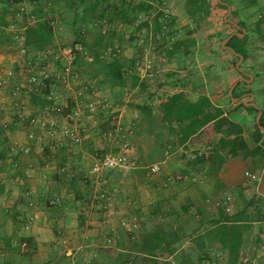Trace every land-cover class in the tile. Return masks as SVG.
<instances>
[{
	"label": "crops",
	"instance_id": "0c3cea01",
	"mask_svg": "<svg viewBox=\"0 0 264 264\" xmlns=\"http://www.w3.org/2000/svg\"><path fill=\"white\" fill-rule=\"evenodd\" d=\"M255 1L248 7L245 0H0V75L20 66L12 37L24 46V31L48 25L51 43L43 48L81 41L92 57L95 89L110 104L107 114L85 119L88 136L79 144L31 147L22 154L24 121L14 120L4 100L3 112L13 122L6 128L0 123V264H191L199 240L206 258L213 252L217 264H226V254L209 238L216 209L228 198L232 214L243 199L264 195V146L251 139L254 113L241 108L260 79L248 59L241 72L229 74L230 53L217 45L240 33L234 25L244 37L256 21L250 14L264 6V0ZM114 48L117 64L138 77L134 87L115 86L107 74ZM87 77L80 72L82 80ZM236 81L244 85L233 101L227 92ZM54 92L71 107V90L57 85ZM30 95L19 98L27 113L45 104L43 94L34 95L36 102ZM176 96L190 102L207 97L242 127L244 150L228 158L226 149H217L210 160L212 136L196 137L187 126L168 129L161 111ZM115 122L130 128L135 167L95 182L88 167L96 156L116 150L117 138L106 136ZM10 146L17 149L10 153ZM152 165L158 171L145 177ZM53 197L54 209L47 205ZM154 232L161 238L142 249V239ZM236 264H264V222L244 233Z\"/></svg>",
	"mask_w": 264,
	"mask_h": 264
},
{
	"label": "built area",
	"instance_id": "2783aa9c",
	"mask_svg": "<svg viewBox=\"0 0 264 264\" xmlns=\"http://www.w3.org/2000/svg\"><path fill=\"white\" fill-rule=\"evenodd\" d=\"M28 16L30 20H33L32 15ZM49 24L52 26L53 22ZM19 40L20 38L16 36L12 37L13 44L17 45L20 64L18 70L0 75L1 126L6 128L10 122H13L9 117L6 118L3 112L5 108L3 102L7 99L10 101L14 120L24 121L23 132L26 145L19 149L20 153H29L31 147L62 149L66 144H79L88 136L84 126L85 119L92 115L107 114L110 110L108 99L95 89L93 78L88 77L84 80L80 78L82 66L90 65L92 57L80 44L59 48L50 46L39 51H28L23 45L18 44ZM117 53V48H114L108 57L114 59ZM57 85L71 90V107L68 108L59 102L54 92V87ZM42 93L45 100L44 106L33 113H27V107L19 101L20 96L25 94L39 96ZM85 97L87 101L83 100ZM129 133V127H123L115 122L111 131L106 134L108 138H117L118 146L113 152L96 156L89 165L88 175L92 176L95 182H100L109 172L126 171L135 167L134 161L130 158ZM15 149L17 148L14 146L8 147L10 153H13ZM157 171L156 166H149L145 171V177H151ZM245 175L251 177L247 173ZM175 180L179 181L181 178L177 177ZM225 201L224 212L228 213L231 206L228 198ZM57 204L56 197L47 201V205L52 209ZM121 224L125 223L121 222ZM18 247L22 248L24 244L21 243ZM204 264H213V262L207 261Z\"/></svg>",
	"mask_w": 264,
	"mask_h": 264
},
{
	"label": "trees",
	"instance_id": "16d2710c",
	"mask_svg": "<svg viewBox=\"0 0 264 264\" xmlns=\"http://www.w3.org/2000/svg\"><path fill=\"white\" fill-rule=\"evenodd\" d=\"M245 1L248 7L256 6L255 0ZM257 14L258 17L256 21L249 28L248 32L246 31L244 37L238 38L232 36L225 44V46L231 48L234 53L239 54L242 60L248 59L252 65L258 56L257 54H259L258 52L261 53V51H264V6L258 8ZM260 26H262V28H260ZM23 36V44L28 51H39L45 45L51 43L48 25L44 26L43 30H26ZM77 41L83 45L81 41ZM230 57L236 60L231 54ZM105 68L115 86L130 88L136 85L138 77L124 71L117 64L115 59L107 62ZM261 77L260 73H256L255 78L259 79ZM241 85L244 84L240 83L234 87L231 98L238 96L236 90ZM253 94L258 101V110L261 113L259 125L264 128V84L257 88ZM30 99L36 102L39 98L30 95ZM40 100L43 101V97L40 98ZM241 108L253 112L254 116H256V109L251 107ZM161 112L162 120L166 123L168 129L172 124L178 125L180 129L187 126L192 134L197 132L196 137H198V135L204 138L212 136L214 148H211L212 151H210V155L212 154V157H209L210 160L215 158L217 149H226L228 158H234L238 150H244L245 148L244 139L242 138V127L231 122L223 115L222 110L218 107H214L205 96H200L197 100L192 102L176 96ZM251 139L255 143L259 142L262 147L264 146L263 134L258 130L254 122L252 125ZM200 159L203 161L204 157L201 156ZM260 163L261 160L257 162V164ZM252 164L255 165V163ZM216 213L215 226L211 229L209 238L212 240V243L215 244V249H220L226 254V264H236L244 233L250 230L252 223L264 222V195L257 194L248 200L243 199L240 209L232 214L224 213V206H219L216 209ZM160 238L161 236L157 232L148 236L146 235L141 241L142 249H152V246L154 244L156 245V241ZM196 245L198 256L195 262L191 264H200L202 260L206 258L205 252L203 253L201 250L202 242L199 240V242H196Z\"/></svg>",
	"mask_w": 264,
	"mask_h": 264
},
{
	"label": "rangeland",
	"instance_id": "374dc122",
	"mask_svg": "<svg viewBox=\"0 0 264 264\" xmlns=\"http://www.w3.org/2000/svg\"><path fill=\"white\" fill-rule=\"evenodd\" d=\"M250 16H253L255 19L258 17V14L256 13V11H254V12H252L251 14H250ZM242 36H243V34H242ZM241 36V37H242ZM223 40H221L219 43H218V49H221V42H222ZM12 42V41H11ZM11 45H15V44H13V42H12V44ZM223 49V48H222ZM221 51H224V49L223 50H221ZM225 52V51H224ZM259 54H257L258 56H257V58L254 60L255 62L253 63V65H252V69L254 70V72L256 71V73H260V75L262 76L261 78H259L260 79V86H262L263 84H264V51H261V53L260 52H258ZM234 57V56H233ZM234 58H236V57H234ZM236 60H237V58H236ZM236 60H234V59H232L231 57H228V73L229 74H233V72H235V66H234V64H235V62H236ZM244 61L245 60H242L241 62H240V64L241 63H244ZM240 64H239V66L238 67H240ZM91 66H92V63L90 64V65H87V66H82V71L83 72H85L86 73V75L87 76H89V78L90 77H92L93 79H94V75H92V73L90 72V68H91ZM214 66L216 67L217 66V63H214ZM250 69H251V67H250ZM81 71V72H82ZM88 78V77H87ZM226 90H227V88H226ZM226 90L223 92L224 94L226 93ZM248 93H251V91L250 90H248L247 91ZM255 92V90L254 91H252V94ZM223 94V95H224ZM229 98L226 100V103H227V107H230V105H229ZM253 100L256 102V105L258 104V101H257V99H256V97L254 96V94H253ZM99 115H101V114H99ZM251 131H252V129H251ZM196 153V152H195ZM198 153V152H197ZM231 204H232V202H231ZM211 253H213V252H211ZM210 253V255H207V257L208 258H205V259H203L202 260V262L200 263V264H204V263H206L207 261H209V262H213V264H217V262L218 261H216L217 260V256L215 255H213V254H211ZM210 257V258H209ZM216 259V260H215Z\"/></svg>",
	"mask_w": 264,
	"mask_h": 264
},
{
	"label": "water",
	"instance_id": "95a60500",
	"mask_svg": "<svg viewBox=\"0 0 264 264\" xmlns=\"http://www.w3.org/2000/svg\"><path fill=\"white\" fill-rule=\"evenodd\" d=\"M225 7H226V9H227V13H228V11L230 10V8H229L228 5H225ZM233 25H234V24H233ZM234 27H235L236 29H238V30L240 31V33H233L232 35H230V36H228L227 38H225V39L222 41V43H221V47H222L224 50H227L231 55H233L234 57L237 58V60H236V62H235V64H234V66H235V69H236L237 71L241 72L238 66H239L240 62L242 61V57H241L239 54L234 53L233 50H232L231 48L225 46V44L227 43V41H228L232 36H236V37H239V38H240V37L242 36V34L244 33V30H243V29H240V28L237 27L236 25H234ZM248 78H250V77H248ZM239 81H241V82H249V80H245V79H240ZM239 81L234 82V83L231 85L230 89L228 90L227 95H228L229 98H231V91H232L233 87H234L235 85H237ZM231 99H232L233 101L236 100V99H234V98H231ZM243 106H244V107H252V108L256 109L257 113H256V116H255V124H256L258 130L264 135V128L261 127V126L259 125V118H260L261 113H260V111L258 110L256 104L253 102V96H252L251 94H248V97H247V99H246V102L243 104Z\"/></svg>",
	"mask_w": 264,
	"mask_h": 264
}]
</instances>
